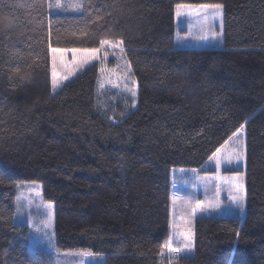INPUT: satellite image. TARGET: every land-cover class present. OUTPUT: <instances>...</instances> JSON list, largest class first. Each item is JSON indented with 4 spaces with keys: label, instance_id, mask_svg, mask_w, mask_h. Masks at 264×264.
<instances>
[{
    "label": "trees",
    "instance_id": "1",
    "mask_svg": "<svg viewBox=\"0 0 264 264\" xmlns=\"http://www.w3.org/2000/svg\"><path fill=\"white\" fill-rule=\"evenodd\" d=\"M83 2L93 7L44 11L40 45L33 0H0V264L53 262L30 250V230L16 221V185L32 181L53 204L61 252L101 253L94 264H161L171 173L201 169L242 123L244 219L196 218L194 254L175 264H264V0ZM204 3L224 5L222 48H178L176 5ZM49 20L53 46L125 41L139 85L134 110L118 104L112 120L100 109L97 64L51 92L41 70Z\"/></svg>",
    "mask_w": 264,
    "mask_h": 264
},
{
    "label": "snow or ice",
    "instance_id": "2",
    "mask_svg": "<svg viewBox=\"0 0 264 264\" xmlns=\"http://www.w3.org/2000/svg\"><path fill=\"white\" fill-rule=\"evenodd\" d=\"M41 19L37 21L41 38L38 41L40 45H43V19L42 15L45 10L53 8L57 9H71L72 11L85 12L89 11L93 5L91 3L85 4L83 0H77L76 3L65 5L61 3V0H33L32 5ZM185 6L182 4L176 5V16L182 15L181 9ZM223 10L224 5L221 3H204L197 6L198 14H202L201 22V35L199 39L212 38L216 39L221 36L223 31ZM99 12V10H97ZM220 21V30L215 28V21ZM3 21H0L2 24ZM58 34V33H57ZM48 44H47V60L41 70L46 74V77L50 78L51 92L55 94L58 89L65 86V81L75 76L78 71L84 70L87 65L93 61H99L101 77L98 80V84L101 88L104 84H110L113 87L121 88V90L130 96V106L135 108L137 106V97L139 93V85L133 73L132 65L128 61L125 53V41L122 38H102L99 40L98 47H58L53 46V26L51 21L48 22ZM111 50V51H110ZM40 53H37L39 56ZM109 55L116 57L118 64L117 68L109 69L106 67V60ZM36 68H41V65L37 63ZM119 70L120 75H117ZM19 75V73H17ZM24 79L23 76L20 77ZM245 124H240L238 128L224 141V145L231 143V148L226 154V158H222L220 153L222 152L223 145L216 147L214 151L209 155L208 160L215 162V167L219 169L222 163L232 164L234 162L246 161V146H245ZM194 174L197 173L196 169H191ZM199 179L207 180L206 177H198ZM229 186L227 188V200L228 202L236 205L240 212H244L245 200L247 193L245 190V173L236 171L229 178ZM2 182V181H0ZM33 185L35 181L31 182ZM18 188L20 184L16 185ZM210 189L206 188V197ZM222 189L220 186H216L214 190H211L210 200L214 203H209L199 199L193 200L192 198L184 199V212L183 217H187V222L181 227L173 226V234L159 245V252L157 255L161 257V264L166 258L169 264H172L173 260L179 259L183 253H193L195 247V231L191 226V219L195 218L198 212L207 211L209 207H220V193ZM38 195V194H37ZM34 203L33 200H28L27 205L23 202L22 197H17L16 201V216L26 215L27 226L30 230V235H37L40 238L41 243H45L48 248L56 255H75L80 257L91 258H103L101 253H93L88 250H78L75 252H61L58 248L55 240L54 229V209L53 204L50 201H41L40 206L43 208L44 219L41 224L37 226L34 223L33 216L30 212H26V207H30ZM175 204V198L173 199ZM182 217V218H183ZM3 219V217H0ZM240 231L236 232V235L240 236ZM30 264H38L36 260H32Z\"/></svg>",
    "mask_w": 264,
    "mask_h": 264
},
{
    "label": "rangeland",
    "instance_id": "3",
    "mask_svg": "<svg viewBox=\"0 0 264 264\" xmlns=\"http://www.w3.org/2000/svg\"><path fill=\"white\" fill-rule=\"evenodd\" d=\"M77 0H61L62 4L69 5L76 3ZM185 7L181 9L182 15L177 17L175 14V41L178 48H208V49H221L222 48V38L221 36L216 39L206 38L199 39L198 37L201 33V22L202 14H198V5H184ZM57 9V8H56ZM66 10L73 13H80V11H72L69 9H57ZM176 13V8H175ZM215 28L217 31L220 30V21H215ZM111 51V50H110ZM97 64L100 69L99 61H93L87 67ZM118 61L115 56L109 55L106 60V67L109 69L117 68ZM85 68V69H86ZM83 71V70H81ZM78 71L75 76L80 73ZM117 75H120L119 70H117ZM75 76L69 78L65 81V84L71 81ZM101 73L99 71V79ZM58 89L57 91H59ZM99 93V106L100 109L105 113L110 115V119H114L117 116L116 106L121 104L123 106L124 114L127 115L130 111L134 110L130 106V96L123 92L121 88L113 87L110 84L105 83L104 87L101 88L98 84ZM123 117V115H122ZM245 139V137H244ZM231 143L228 145H223L222 152L220 156L226 158L228 150L231 148ZM245 171V162H234L232 164L222 163L221 167L217 169L215 167L214 161H207L201 169H197V173L194 174L190 170H175L171 173L172 191H171V210H170V235L173 234V226L181 227L184 225L188 218L183 217L184 212V199L192 198L193 200L199 199L209 203H214L210 200L211 190H214L216 186H220L222 191L220 193V207L212 208L209 207L207 211L198 212L195 218L191 219V226L194 228V221L196 218L200 217H225V216H238L241 220L245 216V206L244 212L241 213L239 208L228 202L227 200V188L229 186V178L234 172ZM198 177H206L207 180L199 179ZM206 188L210 189L208 196L206 197ZM38 194V195H37ZM18 196L22 197L23 202L27 205L28 200H33L34 203L30 207H26V212H30L33 216L34 223L39 226L41 221L44 219L43 208L40 206L41 201H45L42 197V186L40 184L33 185L22 184L19 188ZM17 196V197H18ZM175 198V204H173V199ZM17 201V200H16ZM246 204V200H245ZM54 209V208H53ZM16 221L21 224L27 225L26 215L16 216ZM183 217V218H182ZM29 248L31 251H46L53 257L52 264H94L95 262H103L104 258H91V257H80L75 255H60L56 256L45 243L40 242V238L37 235L29 236ZM181 255H193V253H183ZM177 260V259H176ZM176 260L172 261L175 264ZM168 264V259H164L162 264Z\"/></svg>",
    "mask_w": 264,
    "mask_h": 264
}]
</instances>
